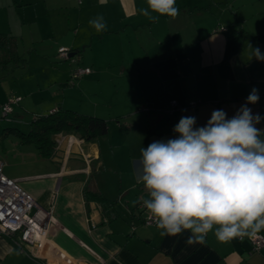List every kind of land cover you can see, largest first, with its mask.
<instances>
[{
  "label": "crops",
  "instance_id": "1",
  "mask_svg": "<svg viewBox=\"0 0 264 264\" xmlns=\"http://www.w3.org/2000/svg\"><path fill=\"white\" fill-rule=\"evenodd\" d=\"M40 1L45 10L55 9L62 16L59 28L58 21L51 27L55 34L65 36L64 47L68 45L73 53L70 59L80 62L78 50L82 45L107 37L131 36L140 48L144 47L143 54L151 49L150 62L161 63L158 67L149 63L152 72L158 74L154 81L159 87L154 93L159 98L149 100L148 115L144 102L135 109L139 116L136 122H131L133 125L118 124L121 139L114 146L108 143L107 134L85 141L74 134L59 133L50 158L39 156L33 144L22 141L14 146L15 156L0 157L4 174L16 180L43 208L53 212V223L40 249L22 243L17 236L0 232V264H264V249L253 251L248 238L224 243L209 233L205 244L189 245L188 232L161 237L156 226L142 223L143 217L149 215L142 204L147 193L136 180L141 147L175 138L173 128L182 116L195 117L196 127L204 126L214 110H223L231 118L255 88L259 101L248 107L254 115L264 117V61L251 57L249 47L264 53V39L255 38L243 29L235 12L222 6L226 0H208L205 4L201 0H176L179 15L175 19L160 16L158 22L138 14L139 8L146 7V0ZM206 10L213 18H204L202 12ZM221 10L228 25L220 22ZM98 14L107 22V30L102 33H96L88 25ZM220 26L224 28L219 30ZM70 31L72 35H68ZM0 33L12 36V45L16 46L13 35ZM5 56H1L0 62L12 59L13 54L10 59ZM137 56L138 62L143 55ZM173 63L180 66L178 72L172 71ZM83 67L91 68L88 64ZM64 77L53 74L49 78L51 88L58 93L63 91L60 79L65 80L64 84L69 81L68 71ZM160 88L162 93L158 92ZM169 101L182 107L173 116L163 111L170 107ZM22 102L15 106L28 113L29 119L68 108L62 102L55 105L52 101L39 106L41 110H29ZM190 103L193 105L189 106ZM256 127L264 129V119ZM23 147L27 148L26 153ZM112 170L114 173H109ZM91 181L106 198L115 201L119 216L107 221L97 202L85 200L83 190ZM131 225L135 226L133 233ZM259 234L264 235V230Z\"/></svg>",
  "mask_w": 264,
  "mask_h": 264
},
{
  "label": "clouds",
  "instance_id": "2",
  "mask_svg": "<svg viewBox=\"0 0 264 264\" xmlns=\"http://www.w3.org/2000/svg\"><path fill=\"white\" fill-rule=\"evenodd\" d=\"M179 12L176 0H146L138 9L151 22L175 19ZM88 25L96 33L107 30L102 14ZM249 47L251 57L264 61L259 48ZM259 98L253 88L231 118L214 110L200 127L195 117L182 116L175 138L141 147L136 180L146 190L142 204L161 237L188 232L186 243L203 245L209 233L227 243L255 239L264 230V129L256 127L264 117L248 107Z\"/></svg>",
  "mask_w": 264,
  "mask_h": 264
},
{
  "label": "rangeland",
  "instance_id": "3",
  "mask_svg": "<svg viewBox=\"0 0 264 264\" xmlns=\"http://www.w3.org/2000/svg\"><path fill=\"white\" fill-rule=\"evenodd\" d=\"M207 1L200 2L205 4ZM226 1L227 3L222 2V6L235 12L246 32L251 33L252 36L264 35V0ZM57 13L55 9L45 10L44 3L40 0H0V32L14 36L17 50V54H14L12 59L0 62V101L4 100V97H18L19 101L25 102L29 110H41L39 106L52 101L55 105L62 102L63 106L69 109L100 116L109 121L106 134L108 139L110 138L108 143L114 146L121 139L119 136L121 128L118 124L136 122L139 115L135 109L141 108L142 102L146 106L145 115H148L149 100L159 98V95L154 93L155 88L159 87L157 80L154 81L158 78V74L152 72L150 64L153 63L155 67H158L161 63L158 65L157 62H150L149 56L153 55L151 49L148 50L145 47L148 51L143 54L144 47L140 48L131 36L120 37V39L107 37L104 40H95L89 45H82L78 50L80 62H77L75 58H61L60 48H65L69 54L71 52L68 45L64 47L65 36L55 34V30H52L51 24L58 21V28L61 25L62 16ZM202 15L204 18L212 17L207 10L202 12ZM220 15V22L228 25V22L224 20V11L221 10ZM223 28L220 26L218 29ZM72 34V31L68 32V35ZM4 53V49H1L2 57L5 56ZM139 54L143 57L137 62L135 58L139 57L137 56ZM5 58L9 59L10 56ZM87 64L91 67L89 74L80 78H71L72 70ZM69 66L72 68L71 72H69ZM173 66L172 71L178 72L180 66L174 63ZM67 71L69 81L64 84L65 80L60 79L63 80L60 88L63 91L58 93L51 88L49 78L53 74L64 77ZM161 82H164L163 78ZM187 87L190 90L189 83ZM158 90L159 93L163 92V88ZM7 98L3 103L7 101ZM18 102L11 104L9 120L1 118L0 108V157L3 159L15 156L17 152H14V146L17 147L18 142H21L16 131H7L6 128L15 127L25 133L28 131L26 119H29L30 115L20 112L22 108L15 106ZM167 107L171 109L166 114H173L175 109H172L171 101ZM14 113L21 114L23 120H21L22 117L12 119L16 117ZM130 129L134 130L135 127L130 126ZM22 149L26 153L27 148ZM109 173H114V170Z\"/></svg>",
  "mask_w": 264,
  "mask_h": 264
},
{
  "label": "trees",
  "instance_id": "4",
  "mask_svg": "<svg viewBox=\"0 0 264 264\" xmlns=\"http://www.w3.org/2000/svg\"><path fill=\"white\" fill-rule=\"evenodd\" d=\"M254 37L264 39V35L261 34ZM12 38L10 35L0 33V50L4 49L6 56H10V58L12 54H17L14 45H12ZM169 109L171 108H164L163 111L168 113ZM181 109L182 107H176L171 116L178 113ZM1 118L9 120L10 116H1ZM14 118L16 117L12 119ZM26 122L28 123V131L26 133L15 127L6 128V130L16 131L21 141L33 144L38 155L43 158H50L53 155L56 145L55 136L59 133L74 134L80 139L90 141L105 135L109 127V121L100 116L84 114L68 108H58L48 114L36 115L26 120ZM83 195L87 202L94 201L100 205L105 220L109 221L119 216L115 201L106 198L92 181L84 187Z\"/></svg>",
  "mask_w": 264,
  "mask_h": 264
},
{
  "label": "built area",
  "instance_id": "5",
  "mask_svg": "<svg viewBox=\"0 0 264 264\" xmlns=\"http://www.w3.org/2000/svg\"><path fill=\"white\" fill-rule=\"evenodd\" d=\"M59 52L61 58L68 59L69 53L65 48H60ZM90 72L89 67L78 68L72 70L71 78H80ZM19 99L7 98L0 106L1 116L8 115L12 111L11 104L18 102ZM171 105L172 109L178 107L176 101H172ZM3 167L4 162L0 159V232L17 236L22 243L40 249L53 223L52 209L43 208L16 180L4 174ZM142 223L146 226H156L150 215L143 217ZM249 240L253 251L264 249V235L258 234L255 239Z\"/></svg>",
  "mask_w": 264,
  "mask_h": 264
},
{
  "label": "water",
  "instance_id": "6",
  "mask_svg": "<svg viewBox=\"0 0 264 264\" xmlns=\"http://www.w3.org/2000/svg\"><path fill=\"white\" fill-rule=\"evenodd\" d=\"M71 54L73 53H70L69 57H71ZM134 231H135V226L131 225L130 232L133 233Z\"/></svg>",
  "mask_w": 264,
  "mask_h": 264
}]
</instances>
